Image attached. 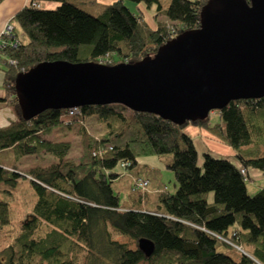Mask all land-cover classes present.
Masks as SVG:
<instances>
[{"label":"trees","instance_id":"obj_1","mask_svg":"<svg viewBox=\"0 0 264 264\" xmlns=\"http://www.w3.org/2000/svg\"><path fill=\"white\" fill-rule=\"evenodd\" d=\"M206 1L116 0L94 14L70 0H30L17 12L14 38L7 39L18 44L0 46L5 100L18 114L17 121L0 127V182L12 190L25 179L36 200L0 251V264H87L90 257L92 264H264V187L253 193L247 187L248 168L264 173V97L231 101L216 110L221 121L214 125L209 116L179 125L118 103L78 106L72 116L69 108L47 109L25 119L15 92L17 74L40 62L113 65L154 55L178 33L200 26ZM127 2L155 7L157 27ZM91 117L103 127L100 136L87 130ZM76 123L82 148L78 161L68 156L71 141L51 139L56 129ZM189 124L231 146L240 164L209 150L198 164L194 140L184 130ZM167 153L173 156L168 167L175 175V192L162 189L155 205L145 209L123 207L114 181L137 165L138 156ZM30 155L54 160L20 171L17 163ZM130 176L140 204L141 193L148 190H133L139 177ZM0 222L11 223L8 201H0ZM124 236L137 247L118 240ZM141 238L154 242L151 256L139 248Z\"/></svg>","mask_w":264,"mask_h":264},{"label":"water","instance_id":"obj_2","mask_svg":"<svg viewBox=\"0 0 264 264\" xmlns=\"http://www.w3.org/2000/svg\"><path fill=\"white\" fill-rule=\"evenodd\" d=\"M22 117L47 109L123 104L183 125L237 99L264 97V0H207L200 26L184 30L154 55L113 65L44 61L15 78ZM139 248L151 256L147 238Z\"/></svg>","mask_w":264,"mask_h":264},{"label":"rangeland","instance_id":"obj_3","mask_svg":"<svg viewBox=\"0 0 264 264\" xmlns=\"http://www.w3.org/2000/svg\"><path fill=\"white\" fill-rule=\"evenodd\" d=\"M53 6L56 7L58 4L52 2ZM221 121L219 113L214 110V112L209 115L210 124L214 125ZM87 130L93 136H100L103 132V127L95 120V117H91L86 120ZM192 125H187L188 128ZM184 129V130H185ZM80 132L79 124H73L68 127H61L56 129L51 135V139L55 140H69L72 142V148L69 153V157L77 160L79 159L82 148L80 144ZM195 145L198 150V164L202 165L204 161L203 157V147L201 141L198 137L195 138ZM219 153V151L216 149ZM213 155L221 157L216 152H213ZM3 154H0V158H3ZM6 159V158H5ZM54 158L51 155H30L23 157L18 163L17 166L20 171L27 172L35 166H47L53 162ZM173 160L172 154H162V155H140L138 156V163L134 168L127 169L124 172L127 173L126 176H122L113 183V187L117 193L120 194L121 203L124 204L129 201L134 195L138 196L139 191L133 192L131 190V176L149 178L151 180L150 186L146 193H141L142 197L148 196L149 190L156 182H159L162 187H166L171 193L175 192V175L174 172L168 167ZM119 171H123L121 167H118ZM10 190V191H8ZM12 191V192H11ZM11 192V193H10ZM251 195V194H250ZM213 199V193L210 194V200ZM8 201L11 208V223L2 224L0 222V251L7 247L12 239V236L19 229L21 221L29 214L31 211L32 205L36 200V194L33 189L29 186L25 179H22L19 185L10 189L6 186L4 182H0V201ZM120 242H125L129 247L136 248L137 244L134 240L128 237H119ZM237 252H233L234 256H237L238 249H235ZM92 259L90 257L89 262L91 263Z\"/></svg>","mask_w":264,"mask_h":264},{"label":"crops","instance_id":"obj_4","mask_svg":"<svg viewBox=\"0 0 264 264\" xmlns=\"http://www.w3.org/2000/svg\"><path fill=\"white\" fill-rule=\"evenodd\" d=\"M70 1L80 5L81 7H83L84 9H86L91 13L98 14L103 9V7L113 3L116 0H70ZM168 1L169 0H166V2ZM28 4H30V0H0V32L3 30V28L8 22H11L13 23L14 26H16V22L14 20L15 15L17 14L18 11H20ZM127 4L133 11L142 12L144 14L146 21L152 28L157 27V23L153 17L155 13V7L148 9L146 5L143 3L136 4L133 2H127ZM42 5L45 7L53 6V4L50 2H43ZM158 19H164V17L160 16L158 17ZM16 29L18 30L17 27ZM19 33L21 38L25 40L26 39L25 34L22 32ZM4 66H5L4 63L0 60V127L7 126L12 122L18 120V114L16 110L12 106H10L8 102L5 100L7 93L5 86ZM190 125L192 126L186 128L185 131L188 134H190V136L194 140V143L196 137L200 139L203 147V152L207 150L211 151L212 153L216 152V154H219L221 157L229 158L233 160L237 165L240 164L235 157L236 152L231 146L223 143L219 138H217L215 135L209 132L206 128L196 126L193 124ZM216 149L219 151V153L216 151ZM247 171L249 175V180L247 182V187L249 192L253 193L256 190L264 187L263 172L254 168H248ZM165 188L166 187H162V185L159 182H156L155 185H153L149 190L148 196L142 198V202L140 204H138V200L134 195L129 199L128 202L122 204V206L125 208L136 207L140 209H145L148 208V206H153L157 201L158 193Z\"/></svg>","mask_w":264,"mask_h":264},{"label":"built area","instance_id":"obj_5","mask_svg":"<svg viewBox=\"0 0 264 264\" xmlns=\"http://www.w3.org/2000/svg\"><path fill=\"white\" fill-rule=\"evenodd\" d=\"M14 25L11 22H8L5 27L3 28V30L0 32V46H5L7 44H12L13 46H16L18 44V40L17 39H12L11 41L7 39V37L9 38H14ZM6 37V39H5ZM10 41V42H9ZM79 113V109L78 107H71L69 108L68 114L70 116L75 115ZM242 173L244 175H246V172L244 169L241 170ZM134 183V189L133 190H148L149 186H150V180L147 178H136L133 180ZM237 247V246H236ZM238 249L242 250L241 247H237Z\"/></svg>","mask_w":264,"mask_h":264}]
</instances>
